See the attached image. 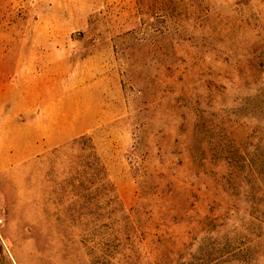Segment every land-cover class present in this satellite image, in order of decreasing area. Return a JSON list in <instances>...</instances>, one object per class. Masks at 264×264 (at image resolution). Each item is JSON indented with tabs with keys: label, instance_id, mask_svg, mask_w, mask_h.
Segmentation results:
<instances>
[{
	"label": "rangeland",
	"instance_id": "374dc122",
	"mask_svg": "<svg viewBox=\"0 0 264 264\" xmlns=\"http://www.w3.org/2000/svg\"><path fill=\"white\" fill-rule=\"evenodd\" d=\"M28 78L0 264H264V0H0Z\"/></svg>",
	"mask_w": 264,
	"mask_h": 264
},
{
	"label": "crops",
	"instance_id": "0c3cea01",
	"mask_svg": "<svg viewBox=\"0 0 264 264\" xmlns=\"http://www.w3.org/2000/svg\"><path fill=\"white\" fill-rule=\"evenodd\" d=\"M21 91V97L8 96L3 92L0 94V173L4 174L13 170L15 163L24 160L23 157H29L32 152L40 154L41 143H44L43 150L46 147V141H41L46 131L43 124L46 114L45 102L39 101L38 118L35 121L37 124L34 125L37 135L34 133L31 135L30 123L23 120V116L30 114L32 108L29 78L23 82ZM31 136H35L37 144L31 145Z\"/></svg>",
	"mask_w": 264,
	"mask_h": 264
}]
</instances>
